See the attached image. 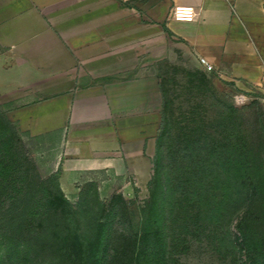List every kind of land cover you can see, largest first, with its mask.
I'll return each instance as SVG.
<instances>
[{
    "label": "crops",
    "instance_id": "crops-1",
    "mask_svg": "<svg viewBox=\"0 0 264 264\" xmlns=\"http://www.w3.org/2000/svg\"><path fill=\"white\" fill-rule=\"evenodd\" d=\"M214 80L264 101V0H0V111L50 138L63 192L150 170L163 114L204 111Z\"/></svg>",
    "mask_w": 264,
    "mask_h": 264
},
{
    "label": "rangeland",
    "instance_id": "rangeland-1",
    "mask_svg": "<svg viewBox=\"0 0 264 264\" xmlns=\"http://www.w3.org/2000/svg\"><path fill=\"white\" fill-rule=\"evenodd\" d=\"M187 66L190 65L188 64ZM214 83L216 90L209 86L207 108L200 115H196L197 117H202L193 121L191 137L186 140L192 142L198 139L200 143H209L210 138L208 135L206 138L202 134L196 135L198 132L195 131V128L200 125V122L201 126L215 124L220 127V130L226 127H230L229 130H234L238 124L240 126L243 119L241 115L246 112L249 128L244 130L242 124L239 129V131H242L243 138L248 137L247 139H249L251 136L253 142L260 137L263 138L264 101L259 100L257 95L240 91L229 83H219L216 80H214ZM238 100L239 102H237ZM232 108L239 109V111L235 113ZM0 114H2L1 111ZM16 130L21 141L25 144L29 156L37 166V177L41 180V185L48 187L51 192H58L57 150L50 143V138L31 136L23 129L16 128ZM249 130H251L250 133L252 135L248 136L246 131ZM243 131L246 136L243 135ZM226 134H223L224 136H221V138H226L228 136ZM235 134L228 136V138L232 141L237 140L239 137ZM242 136L240 135V137ZM179 142L184 143L183 140ZM180 143L175 146H179ZM170 144L171 142L166 137L162 145L161 157L171 158L169 155L167 156ZM190 153L191 157L194 158V152L192 153L190 150L188 155ZM149 154L153 156L151 169H141L140 171H143L144 174H133L129 173V171L127 174L122 175L112 172H99L97 174L79 176L72 189L63 192L66 201L60 203L61 206H59L63 209L65 208L64 211L66 213L54 210L50 212L48 210L49 204H51L49 202L50 198L47 200L42 199V192L40 194L41 198L39 200L36 199L37 201H32L28 197H20L21 200H17L16 203L14 202L15 204L10 205L7 202L5 206H0L4 208L0 210V264H151L152 262H150L149 258L151 254L154 255V260H151L154 264H158L162 260L165 264H237L234 255L236 251L233 250V252L231 250V243H233V246H238L240 250L243 245L245 246V243L243 232L236 224L237 219L235 218L232 221L230 217L228 218V213L232 214L238 207L234 192H236L235 190L239 187V184L233 180L226 181V176L222 169L224 171H232V168L227 167L225 162L219 165L222 169L218 167L221 175L220 179L223 182L214 185L211 180L207 179L202 185L192 183V181L183 185L185 188L197 187L205 190H213L214 186H218L217 190H220V193L218 192L217 198L211 197L210 201H206L208 206L204 205L205 207L202 209L204 224L207 223L206 225L212 228H219V226H213V220L211 219L212 221H210L208 219L209 205L211 210H213L210 211L213 218H218V216L220 220L225 218L223 223L220 222L222 224L220 228H223L226 225L225 223L227 222L228 224L229 221V232L227 233L226 228H223L222 232L226 233L222 234L223 238L222 236L220 237L222 242L218 243V247L211 246V240L203 234L204 241L195 237V239H192L191 247L187 248L185 246V236L182 234L181 236L178 235L177 229L174 230L173 221L175 216L167 215L165 220L168 221L167 224L171 227L166 235L170 244H174V249H171L167 254L163 251L161 252L158 248L159 242L156 236L152 239L155 243V250L146 253L144 256H141V250L140 252L139 250L137 252L132 250L131 238L134 237V234L140 233V231L138 232L139 228L142 229V233L144 224L153 216V198L155 192L159 190L157 189L158 184L156 181H152L153 163L157 149L151 150ZM168 162L164 159V164L162 163L165 175L170 170ZM194 170V168H191V172ZM200 172H203V168L200 169ZM29 174H34L32 168ZM165 175L161 181L162 183H159V187L166 189V187L175 186L174 183H169L168 177H165ZM31 184L29 188L36 191L37 185L35 183ZM222 189H227L228 192L224 194L221 192ZM212 190L211 192L214 193ZM159 191L157 192V197L159 196ZM223 196L227 197L226 203L223 204L221 209H215L216 204L221 202ZM36 202H38L39 206H41V203L45 205L41 206V212L45 217L42 218L37 215L31 220L28 217L30 212L23 211V208H27L26 206ZM235 203L237 204L235 205ZM158 208L160 209L161 205H158ZM215 210L218 211L215 212ZM217 212L218 214H216ZM66 218L68 219L67 221ZM100 221L103 223L100 224ZM230 221L232 222L230 223ZM104 223L107 224V228L103 231ZM105 233L112 236L111 244L106 249L99 246L100 237L106 235ZM219 234L217 233V236H214L209 233V236H214L219 240ZM141 238L143 240L146 235H142ZM69 240L73 241L72 246L74 245V248L71 247ZM93 244H96V246L98 244V247L92 248ZM142 244L150 247V243ZM138 252L137 259L136 254ZM242 258L245 257L243 256ZM238 264H241L240 261Z\"/></svg>",
    "mask_w": 264,
    "mask_h": 264
},
{
    "label": "trees",
    "instance_id": "trees-1",
    "mask_svg": "<svg viewBox=\"0 0 264 264\" xmlns=\"http://www.w3.org/2000/svg\"><path fill=\"white\" fill-rule=\"evenodd\" d=\"M232 111L237 113L239 109L232 108ZM201 112L202 111L198 110L186 112L167 111L163 114L152 176V181H156L158 184L157 189L160 190H158L159 196L157 197L158 191L155 192L153 198L154 207L152 206L153 216L144 224L143 232L141 233L142 229L139 228L138 232L140 231V233L134 234V237L131 238L132 250L136 252L137 250H139V252L141 250V256L155 250V243L152 239L156 236L159 242L158 248L161 252L163 251L167 254L171 249H174V244H170L166 235L171 227L167 224L168 221L165 220L167 219V215L175 216V218L173 217L174 230L177 229L178 235L181 236L182 234L185 236V246L187 248L191 247L192 239H195V237L204 241V235L205 237L208 236L209 240H211V246L218 247V243L222 242L220 237L222 236L223 238V235L226 233L222 232L223 228H226L227 233L229 232V221L228 224L226 222V225H223V228H220L225 218L224 220H220L219 216L218 218H213L210 214V211H213L210 205L208 207V219H210V221L213 220V226H219L221 230L219 228H212L206 225L207 223L204 224L202 219V209L205 207L204 205L208 206L206 201H210L211 197L217 198L218 192L220 193V190H217L218 186H214L213 190L211 189L214 192L212 193L211 190L197 187L185 188L183 185L191 181L192 183L202 185L207 179L211 180L214 185L223 182L220 179L221 175L218 167H221L219 165L225 162L227 167L229 166L232 168V171H224L221 167L222 172L225 173L226 181L233 180L237 182L240 187L234 192L238 207L235 212L232 211V214L228 213V218L230 217L232 221L235 218L237 219L236 224H238L243 232L242 235L245 243V246H242L243 250H240L236 245L233 246V243H231V250L236 251L234 255L237 264L239 261L241 264H264V137H260L254 142L251 136L249 139H247L248 137L243 138L242 131H239V129L242 124L244 130H248L247 128H249L246 112L244 114L245 116L243 114L241 115L243 119L240 126H238V124L237 128L235 127L234 130H229L230 127H226L225 129L221 128L220 130V127L215 124H204L205 126H201L200 122V125H195L197 127L195 131L198 132L196 135L202 134L203 137L205 136L204 138L208 135L210 142L203 144V142L200 143L198 139L188 142L186 139L191 137L193 121L202 117L196 116L200 115ZM250 131L251 130L246 131L248 136L252 135ZM236 132H240L241 134L238 135ZM246 133L244 132L243 135L246 136ZM223 134L228 136L235 134L239 138L232 141L228 136L226 138H221V136H224ZM240 135L242 137H240ZM164 137H167L169 142H171V147L169 146V150L167 151V156L169 155L171 158L161 157V149L165 140ZM181 140H183L184 143H180L179 141ZM179 143L180 145L176 147L175 145ZM190 150L192 153L194 152V158L191 157V153L188 155V151ZM164 159H166L167 162L169 161L168 166L170 170L167 175L163 172ZM29 167L32 168L34 174H29L31 169ZM191 168L195 170L191 172ZM201 168H203L202 173L200 172ZM36 170L37 166L34 160L29 156V152L25 144L21 141L16 128L10 124L5 115L0 114V206H5L7 202H9L8 204L10 205L15 204L17 200H21L20 197H28L32 201H37L36 199L39 200V198H41L40 194L42 192V199L47 200L50 198L49 202L51 204H49L48 207L50 212L54 210L66 213L64 211L65 208L63 209L60 207V203L66 200L63 191L59 187V183L57 182L58 192H51L48 187H43V185H41L42 182L37 177L38 173ZM164 175L168 177L169 183H174L175 186L166 187V189L160 188L159 183H162L161 181L164 179ZM31 183L37 185L36 191L35 189L29 188V186L32 185ZM227 189H222L221 192L225 194L228 192ZM226 198V196H223L221 202L216 204V208L213 207L215 209H221L223 204L226 203ZM237 203H235V205ZM158 205H161L160 209ZM41 206L45 205L41 203ZM41 206L38 205V202L31 203V205L26 206L27 208H23V211L30 212L28 217L31 220L37 215L44 218L45 216L41 212ZM3 209L4 208L0 207V210ZM216 211L218 210H215V212ZM216 214H218V212ZM67 220L66 218V221ZM232 221H230V223ZM102 223L103 222L100 221V224ZM104 225L103 231L107 228V224L104 223ZM209 233L214 236L220 233V236H218L219 240L214 236L210 237ZM142 235H146V238L143 240H141ZM100 239L99 246L106 249L111 244L112 236L106 234L101 236ZM68 242L71 243V247L74 248V245L72 246L73 241L69 240ZM142 243H150V247H146V245ZM97 247L98 244L97 246L96 244L92 245V248ZM139 252L136 254L137 259ZM243 256L245 258H242ZM149 258L150 262L153 263L151 260H154V255L151 254ZM158 264L165 263L162 260V262L159 261Z\"/></svg>",
    "mask_w": 264,
    "mask_h": 264
},
{
    "label": "built area",
    "instance_id": "built-area-1",
    "mask_svg": "<svg viewBox=\"0 0 264 264\" xmlns=\"http://www.w3.org/2000/svg\"><path fill=\"white\" fill-rule=\"evenodd\" d=\"M197 16L198 11L193 6L178 5L173 7L171 11V17L180 21H193L197 18ZM200 61L206 66L208 70H211V65L206 63L204 59H200ZM237 102H239V100Z\"/></svg>",
    "mask_w": 264,
    "mask_h": 264
}]
</instances>
